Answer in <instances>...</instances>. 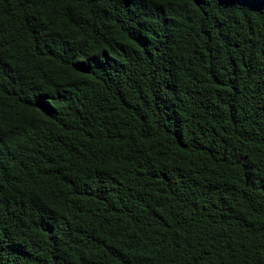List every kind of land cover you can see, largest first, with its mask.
<instances>
[{
    "label": "trees",
    "instance_id": "1",
    "mask_svg": "<svg viewBox=\"0 0 264 264\" xmlns=\"http://www.w3.org/2000/svg\"><path fill=\"white\" fill-rule=\"evenodd\" d=\"M0 264H264V0H0Z\"/></svg>",
    "mask_w": 264,
    "mask_h": 264
}]
</instances>
